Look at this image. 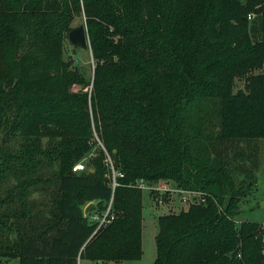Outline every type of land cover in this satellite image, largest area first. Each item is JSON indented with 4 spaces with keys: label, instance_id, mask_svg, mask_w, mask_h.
Listing matches in <instances>:
<instances>
[{
    "label": "trees",
    "instance_id": "1",
    "mask_svg": "<svg viewBox=\"0 0 264 264\" xmlns=\"http://www.w3.org/2000/svg\"><path fill=\"white\" fill-rule=\"evenodd\" d=\"M81 12L92 80L63 58ZM237 77L244 88L234 91ZM93 132L112 161L114 189L102 157L93 172L71 171ZM259 138L264 0H0V259H139L138 183L171 180L205 201L157 216L152 264H264V223L234 219L252 173L232 168L225 153L234 143L233 159L250 160ZM44 160L58 165L47 220L24 197ZM111 198V217L97 229L83 206L102 212Z\"/></svg>",
    "mask_w": 264,
    "mask_h": 264
},
{
    "label": "rangeland",
    "instance_id": "2",
    "mask_svg": "<svg viewBox=\"0 0 264 264\" xmlns=\"http://www.w3.org/2000/svg\"><path fill=\"white\" fill-rule=\"evenodd\" d=\"M80 24L85 23V17L83 13L74 16L72 19L70 26L76 27ZM88 37V36H87ZM89 46V43H88ZM63 58L67 61H71L74 66L79 69L85 76L86 79L92 80L93 76V65L94 61L91 56L90 48L86 50L78 49L73 47L67 39L64 40L63 43ZM91 86V85H90ZM89 86V87H90ZM244 88V80L243 78H235L234 80V91L237 89ZM80 89L79 85H74L72 87V91H76ZM86 90V89H85ZM12 144L14 148H19L18 144L20 142V138L17 137L15 140H12ZM49 143V138L42 136L40 137V146L47 147ZM251 147L254 146V150L252 151L253 155H251L249 159H233V152L236 151L235 144H227V153L228 158L230 157L231 167H235L236 165L241 167L242 169L245 167L250 170L252 173L251 178L254 180L253 185H251L246 190V193L240 197V201L237 205L236 215L234 219L236 222L240 223L242 221H260L264 223V138L254 139L250 142ZM18 150V149H17ZM238 150V149H237ZM102 151V152H101ZM98 157H102L100 162L105 168V176L109 180H113L114 172L112 170V161L109 158V154L102 147L101 142L98 140V137L93 132V138L91 139V147L84 154L83 157L74 162V164L83 165V170L79 171L82 173L93 172L95 167L94 162ZM20 166H17L19 168ZM58 165L57 162L54 161L49 163L44 160L42 166L39 168L38 173L41 174L39 184H37V188H29V191L25 192V203L33 204V206H38L40 215L44 220L49 219L52 214L55 213V209L53 208L52 200L54 195L57 193V180L54 176V172L57 170ZM243 172V171H242ZM78 173V172H76ZM234 174V173H233ZM242 174H234L235 181L238 182L242 179ZM13 179L9 180L13 182ZM146 183V188L142 190V229H141V249L142 254L139 259L136 260H125L120 262L119 264H152L156 256V247H155V235L157 233V216L160 214H166L169 212L178 213L182 209H186L188 205L192 202L198 200L200 192H192L190 190H183L178 188L176 184L169 180H158V181H144ZM6 183V182H4ZM0 184V196L4 195L5 188ZM139 184V183H138ZM148 188V189H147ZM149 188H155L150 189ZM163 188L168 189L169 191L163 193ZM14 195H16L14 193ZM196 195V196H195ZM194 196L196 198H194ZM198 196V197H197ZM108 204V203H107ZM106 204V205H107ZM17 205V204H16ZM15 205V206H16ZM86 205V204H85ZM85 207V206H83ZM113 209V208H112ZM111 209V211H113ZM95 212H99L95 209ZM103 212H99V217L101 218ZM94 213V210H91L87 216L85 215L86 221H91L89 216ZM54 232L50 231L48 236H52ZM18 259H9V258H1L0 264H18ZM76 264H99L95 261H91L86 258H78Z\"/></svg>",
    "mask_w": 264,
    "mask_h": 264
},
{
    "label": "built area",
    "instance_id": "3",
    "mask_svg": "<svg viewBox=\"0 0 264 264\" xmlns=\"http://www.w3.org/2000/svg\"><path fill=\"white\" fill-rule=\"evenodd\" d=\"M248 18H251L250 16ZM83 165H80V164H75L73 167H72V170L73 172H79L81 170H83ZM115 177V176H114ZM113 177V180L111 182V187L114 189V187L117 185L116 181H115V178ZM138 186L141 188V189H144L146 188V183L144 182V180H140L139 181V184ZM148 189V188H147ZM150 189H154V190H157L155 188H149ZM163 193H166L168 192L169 190L166 189V188H163ZM192 192H195V191H192ZM197 192V191H196ZM196 196V195H195ZM194 196V198H196ZM198 197V196H197ZM198 201H201V202H204L205 200L201 197V192H200V195L198 197ZM111 209H112V198L110 199V201L108 202V204L106 205V208L103 212V215L102 217L100 218L99 217V214L98 213H93L92 215L89 216L91 222H97L98 223V226H97V229L101 226V225H104L105 223H107L109 221V216L111 217Z\"/></svg>",
    "mask_w": 264,
    "mask_h": 264
},
{
    "label": "water",
    "instance_id": "4",
    "mask_svg": "<svg viewBox=\"0 0 264 264\" xmlns=\"http://www.w3.org/2000/svg\"><path fill=\"white\" fill-rule=\"evenodd\" d=\"M68 41L75 48L82 50L88 49L89 46L85 25L80 24L76 27H73L68 33ZM93 208V202L87 203L83 209L84 215H87Z\"/></svg>",
    "mask_w": 264,
    "mask_h": 264
}]
</instances>
